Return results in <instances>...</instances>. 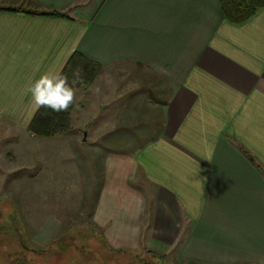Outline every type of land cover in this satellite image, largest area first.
Listing matches in <instances>:
<instances>
[{
	"label": "crops",
	"instance_id": "0c3cea01",
	"mask_svg": "<svg viewBox=\"0 0 264 264\" xmlns=\"http://www.w3.org/2000/svg\"><path fill=\"white\" fill-rule=\"evenodd\" d=\"M2 4L62 15L0 12V137L11 138V164H59L62 177L94 185L84 164L95 159L100 193L86 216L110 250L264 264V8L233 24L220 0ZM77 52L102 70L76 89L72 130L39 138L26 86ZM0 165V196L15 193L7 183L31 165L8 182ZM57 222L43 232H60Z\"/></svg>",
	"mask_w": 264,
	"mask_h": 264
},
{
	"label": "rangeland",
	"instance_id": "374dc122",
	"mask_svg": "<svg viewBox=\"0 0 264 264\" xmlns=\"http://www.w3.org/2000/svg\"><path fill=\"white\" fill-rule=\"evenodd\" d=\"M65 137L63 135L52 143L61 142ZM10 140V137H0V164L4 165L2 170L7 171V182L14 181L15 179L11 177L12 173L21 169L15 167L31 166L30 169L24 167L23 170L18 171L19 182L12 185L7 183L6 191L13 186L12 190L15 193L7 192L6 195L0 196V264H144L134 257L132 261L129 258L130 262L126 259L122 260L123 257L120 258L122 261H113L111 251L116 253L119 251H109L102 241V234L89 226L88 210L92 208L95 198L100 193L97 185L98 164L95 159L90 160V164H84L89 174H96L94 185H86L85 181L88 183L89 178L81 179L77 174L72 178L62 177L59 164L43 165L38 161L26 164L25 159L19 164L18 162L11 164L12 156H8L11 151L9 148L5 149ZM4 150L8 159H4L2 153ZM14 159L15 157L13 161ZM5 160L7 168H5ZM54 160L58 161L57 158ZM66 165L69 168L73 167L71 162ZM29 172L35 175L30 177ZM75 172L77 171L74 169ZM46 177H50L49 180L53 182L45 184L44 182L48 180ZM74 178L77 184L70 183ZM32 189L35 192L34 200L32 196H28L32 193ZM82 190L85 192L81 195ZM27 192L30 194L27 195ZM43 193L51 196L50 199L43 200ZM85 197L87 201L82 202L85 205V209H82L79 199ZM57 221H63L65 225L60 232H43L44 226ZM143 257L155 261L147 256ZM164 262L186 264L177 262L173 255L166 256Z\"/></svg>",
	"mask_w": 264,
	"mask_h": 264
},
{
	"label": "trees",
	"instance_id": "16d2710c",
	"mask_svg": "<svg viewBox=\"0 0 264 264\" xmlns=\"http://www.w3.org/2000/svg\"><path fill=\"white\" fill-rule=\"evenodd\" d=\"M220 4L226 19L233 24H243L247 22L264 8V0H220ZM0 12H23L35 16H62L60 13L47 10H30L5 6L2 4V0H0ZM77 69L80 70L82 81H78L74 87L75 89H86L89 88L98 77L102 70V66L77 52L70 57L65 68L61 72L69 78L70 84L76 79L74 72ZM74 105L73 103L66 112L60 113L53 112L50 108L40 107L29 126V131L36 136L45 138L55 137L70 132L73 128L72 112ZM251 160L255 162L253 158ZM257 167L262 170L259 164ZM111 253H113L112 256L114 257L113 261H122L126 259L127 262H130L134 257L144 264H165L164 259L166 258V256H160V254L155 252L135 253L126 251L116 253L111 251ZM143 256H147L155 261H149ZM121 257H123L122 260L120 259Z\"/></svg>",
	"mask_w": 264,
	"mask_h": 264
},
{
	"label": "clouds",
	"instance_id": "9594fccd",
	"mask_svg": "<svg viewBox=\"0 0 264 264\" xmlns=\"http://www.w3.org/2000/svg\"><path fill=\"white\" fill-rule=\"evenodd\" d=\"M74 76L76 79L70 84L69 78L60 72H45L26 86V94L30 93L37 109L46 107L56 113L66 112L75 101L74 85L82 81L79 69L74 72Z\"/></svg>",
	"mask_w": 264,
	"mask_h": 264
}]
</instances>
